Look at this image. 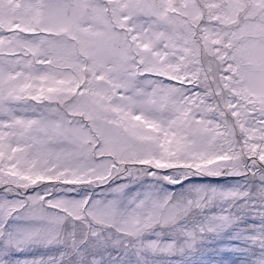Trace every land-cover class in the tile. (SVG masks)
Wrapping results in <instances>:
<instances>
[{"label": "snow or ice", "instance_id": "snow-or-ice-1", "mask_svg": "<svg viewBox=\"0 0 264 264\" xmlns=\"http://www.w3.org/2000/svg\"><path fill=\"white\" fill-rule=\"evenodd\" d=\"M217 252L264 264V0H0V264Z\"/></svg>", "mask_w": 264, "mask_h": 264}, {"label": "rangeland", "instance_id": "rangeland-1", "mask_svg": "<svg viewBox=\"0 0 264 264\" xmlns=\"http://www.w3.org/2000/svg\"><path fill=\"white\" fill-rule=\"evenodd\" d=\"M212 264H228V260L221 253L217 252L213 255Z\"/></svg>", "mask_w": 264, "mask_h": 264}]
</instances>
